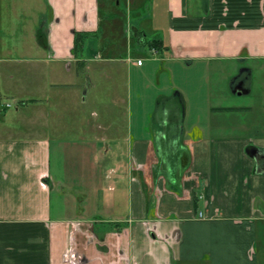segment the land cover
Returning <instances> with one entry per match:
<instances>
[{"label": "crops", "instance_id": "obj_1", "mask_svg": "<svg viewBox=\"0 0 264 264\" xmlns=\"http://www.w3.org/2000/svg\"><path fill=\"white\" fill-rule=\"evenodd\" d=\"M101 1L0 0V109L19 116L0 115V264H260L264 0ZM119 7L127 47L147 45L150 20L157 58L118 59L121 95L107 86L91 119H68L61 63L116 61L101 58ZM75 33L90 34L79 54ZM196 66L205 94L172 95Z\"/></svg>", "mask_w": 264, "mask_h": 264}, {"label": "rangeland", "instance_id": "obj_2", "mask_svg": "<svg viewBox=\"0 0 264 264\" xmlns=\"http://www.w3.org/2000/svg\"><path fill=\"white\" fill-rule=\"evenodd\" d=\"M102 6L106 7L108 4L106 3V0H102ZM119 13L116 15H120L117 20L120 21V24L118 27L121 28V31H119V35L121 37L120 41H116L112 43V46L108 47L106 46L105 52H103V58L101 59H114L116 61L109 62V63H97L93 60H90L85 69H82L81 71L78 70L77 64L75 62H68L61 63L62 65V73L61 75H58L60 78V87H52V90L60 91L55 92L57 94H63L67 93V97L69 100L72 101V103L69 105L73 108H75V111L72 114L68 115V119L74 118L77 119L81 115H84V117H88L91 119L93 112H96V110L99 109L100 106L96 104L95 96L98 93H103V90L107 88V86H112V90L116 92V94L122 93V86L126 81L123 80L124 75H127L126 70V60L127 55L130 56V59L136 60V59H142V61L147 62L149 60H156V56H153L151 52V48L149 46H137V43H135L134 40H132V46H129L130 43H127V33L126 30L130 29L131 24H133V18L128 17V12L126 10H122L121 7H119ZM105 11H110V9H105ZM138 28L143 29L144 33L146 34V37L148 40L152 39V30L150 28V20L143 19L140 21ZM127 48V49H126ZM130 49V51H129ZM127 50V51H126ZM86 51V50H85ZM128 53V54H127ZM85 56V54H84ZM84 58V57H83ZM160 59V62L158 64H161L162 60L161 57H158ZM86 59V58H85ZM118 59H123V62H119ZM148 65L145 64V67L143 69V76L144 79H153L154 78V70L150 73V70H147ZM61 70V68H60ZM204 71L199 67H194L192 71H185V73H182L183 76H186L188 81L186 84H177V89L174 90L172 95L174 93L184 92L185 98L188 100L195 97V101H198L200 99L201 94H205L207 90L208 85H204L202 83V76L200 77L199 82H196L194 79L196 76L203 75ZM107 74L111 78V80L106 81V79H103V76ZM185 74V75H184ZM132 76H135V73H132ZM211 83L209 84L210 88H214V85L216 83V79L212 75L210 78ZM111 81V82H110ZM87 83L92 85L95 84V88L90 90L89 94L84 95L85 88L87 86ZM181 89V90H180ZM21 89H18V92L20 93ZM99 96V94H98ZM2 102H8L10 104V108H6L5 112H7V120L9 124H16L19 122V116L10 117V114L14 112L15 105L12 104L13 101L6 99L5 97H2ZM197 104V102H196ZM69 107V109H71ZM197 107V106H196ZM192 110L188 108V114L186 113V120L185 123L189 124L193 121H196V116L192 115L190 113ZM5 112H2V109H0V115L4 114ZM80 112V113H79ZM259 115V114H258ZM260 115H263V113H260ZM118 117V116H117ZM196 118V119H195ZM206 118V116H205ZM210 122L212 123H222V115L217 117H212L210 119ZM259 248L260 249V264H264V230H261L259 232Z\"/></svg>", "mask_w": 264, "mask_h": 264}, {"label": "trees", "instance_id": "obj_3", "mask_svg": "<svg viewBox=\"0 0 264 264\" xmlns=\"http://www.w3.org/2000/svg\"><path fill=\"white\" fill-rule=\"evenodd\" d=\"M89 36H90V34H87V33H75L74 34V46H73V49H72V53L73 54H79V53L82 52L84 41ZM147 45L151 49L160 50V48L162 46V41L161 40H157V39H152V40H149V42H147Z\"/></svg>", "mask_w": 264, "mask_h": 264}, {"label": "water", "instance_id": "obj_4", "mask_svg": "<svg viewBox=\"0 0 264 264\" xmlns=\"http://www.w3.org/2000/svg\"><path fill=\"white\" fill-rule=\"evenodd\" d=\"M86 91H87V90H86ZM86 91L84 92V95H85ZM237 94H238V93H237ZM252 150H253V149H250V150H248V151L252 153Z\"/></svg>", "mask_w": 264, "mask_h": 264}]
</instances>
